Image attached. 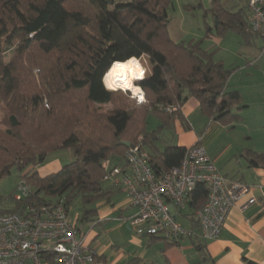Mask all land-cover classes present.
Returning a JSON list of instances; mask_svg holds the SVG:
<instances>
[{
	"label": "trees",
	"instance_id": "trees-1",
	"mask_svg": "<svg viewBox=\"0 0 264 264\" xmlns=\"http://www.w3.org/2000/svg\"><path fill=\"white\" fill-rule=\"evenodd\" d=\"M168 4L169 0H0V101L6 126L0 127V179L16 169L19 180L31 189L25 200H12L8 211H20L25 202L61 198L69 206L79 197L81 220L87 219L94 209L86 206L110 194L102 188L103 161L108 159L111 167L123 165L125 152L139 137L154 172L178 166L186 148L160 149L158 143L163 129L183 119L179 109L188 95L199 102L201 112L221 124L241 119V96L226 88L230 70L215 62L200 40L173 37ZM209 10L216 28L251 34L242 12L228 11L220 0H212ZM6 35L17 41L16 56L7 64L2 46ZM142 53L148 54L153 69L151 77L139 82L145 102L137 104L125 94L131 103L98 113L95 105L109 104L123 94L109 92L101 83L109 63ZM33 68L38 70L36 77ZM43 95L48 99L45 106ZM149 117L158 122L153 129H148ZM62 148L70 149L72 159L57 172L44 177L32 169L24 172ZM243 157L248 166L264 169V152L247 150ZM206 197L203 184L190 193L184 215L194 226L195 211Z\"/></svg>",
	"mask_w": 264,
	"mask_h": 264
},
{
	"label": "crops",
	"instance_id": "crops-1",
	"mask_svg": "<svg viewBox=\"0 0 264 264\" xmlns=\"http://www.w3.org/2000/svg\"><path fill=\"white\" fill-rule=\"evenodd\" d=\"M220 3L230 12H242L245 20L243 0H220ZM245 24L250 35L221 30L215 22L208 30L209 35L216 30V36L210 35L213 45H201L215 62L230 70L226 88L238 91L241 96L245 105L241 119L221 124L201 112L199 102L188 95L179 109L183 119L174 120L170 128L162 130L160 136L164 143L159 142L158 147L187 148L200 144L220 173L231 181L245 184L248 192L232 207L220 235L212 240L199 236L197 225L184 215L187 209L177 213L178 222L192 233L170 244L171 241L160 236L136 234L131 223L136 208L120 188L103 181L102 188L110 194L86 206L94 209L87 219L81 220V215L73 218L67 206L68 215L76 220L85 245L95 249L98 264H264V169L248 166L243 157L247 150L264 152V53L260 49L261 36L252 32L247 21ZM229 33L237 35V48L220 46ZM219 51L223 54L218 55ZM157 125L156 121L150 128L148 123V129ZM71 157L58 154L49 160L46 157L33 170L40 177L47 176L70 162ZM11 207L12 204L0 206V211Z\"/></svg>",
	"mask_w": 264,
	"mask_h": 264
},
{
	"label": "built area",
	"instance_id": "built-area-1",
	"mask_svg": "<svg viewBox=\"0 0 264 264\" xmlns=\"http://www.w3.org/2000/svg\"><path fill=\"white\" fill-rule=\"evenodd\" d=\"M249 28L264 42V0H243ZM262 50H264V45ZM102 180L120 188L136 208L131 220L136 234L179 240L191 235L176 219L190 201L197 184L207 190L195 211L199 236L217 238L232 207L248 187L223 176L200 144L186 148L176 167L156 173L148 162L141 138L124 154L123 165L105 159ZM31 189L18 181L12 200L28 198ZM95 249L85 245L76 220L68 215L63 198L53 202H25L18 212L0 211V264H98Z\"/></svg>",
	"mask_w": 264,
	"mask_h": 264
},
{
	"label": "rangeland",
	"instance_id": "rangeland-1",
	"mask_svg": "<svg viewBox=\"0 0 264 264\" xmlns=\"http://www.w3.org/2000/svg\"><path fill=\"white\" fill-rule=\"evenodd\" d=\"M212 0H169L168 7L166 9L168 20L170 23L171 33L176 40L188 42L189 40H200L201 45L208 47L213 45L214 40L210 39L211 36H216V30L213 29L212 33L207 30V26L213 28L215 21L212 19L210 12ZM208 35V36H207ZM264 42L261 39V50L263 48ZM3 48H4V62L7 64L11 62L15 56V50L17 48V41L12 39L9 35L3 38ZM220 46L222 48H237V35L234 33H229L225 36V39L221 41ZM217 45L215 46V48ZM264 53V50H262ZM223 54V51H219L218 55ZM32 73L38 74L37 68H33ZM42 105L45 106L48 102L47 96H42ZM121 102L131 103L129 98L123 93L122 97H117L113 102L109 104L95 105V109L98 113H105L110 109L114 108L115 105L121 104ZM3 103L0 101V127L5 129L6 126L3 123L5 118V113L3 110ZM149 126L152 128L155 125L156 119L149 117ZM47 133L51 132L45 130ZM161 137V136H160ZM140 138V137H139ZM138 138V139H139ZM163 137H161L162 139ZM162 145L163 139L159 141ZM55 154L62 155L64 158L72 156L70 149L62 148L50 153L47 156V160ZM72 159V157H71ZM34 166H28L24 169V172L33 170ZM20 172L16 169H12L8 176L0 179V206L9 207L12 204L11 193L15 187V184L19 180ZM105 185V184H104ZM83 211V206L80 202L79 197H75L71 204L69 205L70 215L74 218L75 215H81Z\"/></svg>",
	"mask_w": 264,
	"mask_h": 264
},
{
	"label": "clouds",
	"instance_id": "clouds-1",
	"mask_svg": "<svg viewBox=\"0 0 264 264\" xmlns=\"http://www.w3.org/2000/svg\"><path fill=\"white\" fill-rule=\"evenodd\" d=\"M153 75L149 56L142 53L139 56L130 55L123 60H113L101 76V83L109 92H122L129 95L137 104L145 102L141 81Z\"/></svg>",
	"mask_w": 264,
	"mask_h": 264
},
{
	"label": "water",
	"instance_id": "water-1",
	"mask_svg": "<svg viewBox=\"0 0 264 264\" xmlns=\"http://www.w3.org/2000/svg\"><path fill=\"white\" fill-rule=\"evenodd\" d=\"M125 146H129V143L128 142H124L123 143Z\"/></svg>",
	"mask_w": 264,
	"mask_h": 264
}]
</instances>
